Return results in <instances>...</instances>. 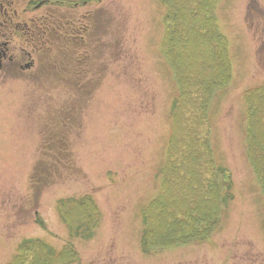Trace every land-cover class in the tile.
Listing matches in <instances>:
<instances>
[{"label":"rangeland","instance_id":"rangeland-1","mask_svg":"<svg viewBox=\"0 0 264 264\" xmlns=\"http://www.w3.org/2000/svg\"><path fill=\"white\" fill-rule=\"evenodd\" d=\"M85 7L99 10L103 29L88 41L90 60L81 58L74 83L51 97L44 85L36 90L38 85L11 79L0 83V264H12L18 247L33 237L56 250L72 243L79 264H264V155L259 153L264 149L253 153L260 170L255 171L247 151L252 145L246 118L252 110L264 114L256 96L264 93V0H219L216 7L231 75L212 95L210 125L203 134L211 141L216 165L231 173L233 199L205 242L159 252L144 251L140 235L143 211L159 189V169L173 130L171 108L180 89L171 59L161 50L165 7L159 0H89ZM22 8L15 7L19 13ZM93 49L102 53L106 65L96 84L78 75L88 67L98 70L100 54ZM55 97L63 113L54 109ZM35 101H52L46 119L54 121L55 111L64 118L62 132L70 127L61 153L37 148L24 119ZM260 128L264 132V125ZM263 137L256 136L264 147ZM177 156L181 166L189 161L183 168L191 178L194 162L208 175L212 170L203 160H191L195 154ZM85 196L96 204V228L90 238H71L56 204ZM38 218L44 228L35 222Z\"/></svg>","mask_w":264,"mask_h":264},{"label":"trees","instance_id":"trees-1","mask_svg":"<svg viewBox=\"0 0 264 264\" xmlns=\"http://www.w3.org/2000/svg\"><path fill=\"white\" fill-rule=\"evenodd\" d=\"M159 1L165 7L161 50L167 60L171 59L180 89L171 108L170 125L173 130L168 139L159 190L142 214L144 226L140 245L148 252H159L192 242H205L219 228L223 208L233 199L231 175L226 169L216 165L211 142L203 134L205 126L210 125L212 95L231 75L227 41L218 29L215 14L219 0ZM181 44L190 47L191 51L182 50ZM99 54L97 60H104L102 53ZM206 58L208 65L202 67L206 63L202 59ZM97 72L99 69L90 71L89 77L94 76L91 80L93 84L99 80ZM256 96L260 97L257 98L259 105L264 104V93L259 91ZM248 105L251 107L252 103L249 102ZM262 117L264 114L261 111L256 114L254 110L246 115L251 138L248 145H252L247 151L255 171L260 170L253 153L257 147L264 149L256 138L257 134L262 137L264 133L260 128L264 125ZM259 153L264 155L261 150ZM194 154L191 160L195 158L203 160L205 165L209 164L212 169L209 175L199 162L191 165L195 171L193 178L186 173L183 165H189V161L183 162L181 166L177 155L188 159ZM95 205L88 196L58 200L57 212L66 223L71 238H90L97 221V217H92L94 213L97 214ZM152 212L157 217L152 218ZM37 222L44 226L41 219L38 218ZM80 259L72 243L68 242L56 250L41 238H29L18 247L12 264H19L20 260L30 261L31 264H79Z\"/></svg>","mask_w":264,"mask_h":264},{"label":"flooded vegetation","instance_id":"flooded-vegetation-1","mask_svg":"<svg viewBox=\"0 0 264 264\" xmlns=\"http://www.w3.org/2000/svg\"><path fill=\"white\" fill-rule=\"evenodd\" d=\"M88 3L89 0H0V83L11 79L29 86L44 85V92L48 90L50 97L60 86L74 83L81 58L90 60L88 41L103 29L99 10L85 9ZM3 4L12 7L3 9ZM22 5L23 12L19 13L15 7ZM95 20L97 23L92 26ZM27 21L35 28L28 26ZM93 51L99 54V51ZM105 66V59H99L97 79L100 80ZM90 71L88 67L78 75L90 83ZM38 86L36 90L41 89ZM54 100L56 112L63 113L64 109L56 108L57 97ZM51 104L52 101H35L24 119L36 136L37 148L55 149L61 153L67 140L64 133L70 127L59 132L64 118L58 117L54 110V121L46 119L48 111H52ZM39 106L42 107L41 112ZM36 179L37 187L40 180L38 172Z\"/></svg>","mask_w":264,"mask_h":264},{"label":"bare ground","instance_id":"bare-ground-1","mask_svg":"<svg viewBox=\"0 0 264 264\" xmlns=\"http://www.w3.org/2000/svg\"><path fill=\"white\" fill-rule=\"evenodd\" d=\"M27 25L30 26L31 28H35L34 24H32L31 22L27 21Z\"/></svg>","mask_w":264,"mask_h":264}]
</instances>
